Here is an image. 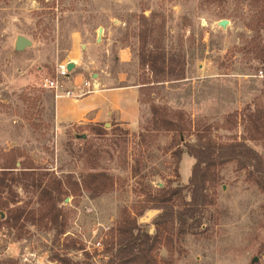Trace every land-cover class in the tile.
<instances>
[{
  "label": "rangeland",
  "instance_id": "1",
  "mask_svg": "<svg viewBox=\"0 0 264 264\" xmlns=\"http://www.w3.org/2000/svg\"><path fill=\"white\" fill-rule=\"evenodd\" d=\"M19 36L31 42L21 52ZM157 51L173 57L172 75L154 78L142 65V55ZM62 62L82 74L62 82L74 94L84 80L139 87L138 125L126 129L110 117L57 127L54 94L43 83ZM263 70L264 0H0V165L15 150L54 186L43 206L39 191L12 188L26 217L10 228L0 211V264H106L133 220L153 236L161 210L147 223L140 219L160 188L188 183L195 160L185 144L244 141L264 161L254 122L264 112ZM162 118L185 127L180 141L164 131ZM206 172L201 228L177 237L164 226L138 264H264V192L235 163ZM89 173L111 178L112 189L93 195L56 183L80 184Z\"/></svg>",
  "mask_w": 264,
  "mask_h": 264
},
{
  "label": "trees",
  "instance_id": "2",
  "mask_svg": "<svg viewBox=\"0 0 264 264\" xmlns=\"http://www.w3.org/2000/svg\"><path fill=\"white\" fill-rule=\"evenodd\" d=\"M173 61V57H166L164 52L159 51L148 55L144 54L141 58L142 65L150 67L154 78L158 75L162 78L168 74L172 75ZM157 111L153 108L152 113L154 112L156 115ZM159 122L161 127L165 128L164 131L175 133L180 141V137L185 131L182 124L175 123L167 118H162ZM254 122L256 123L255 130L259 134V138L255 139L264 142V112H262V117L256 118ZM184 152L195 160L188 183L176 188H160L154 197V205L147 208V210H161V213L153 220L157 229L156 233L151 236L140 230L136 220L127 222V229L124 234H121L123 239L108 258L106 264H138L145 261L147 255L157 243L162 233L160 231L168 224L172 226L177 237L193 234L200 229L205 208L208 205V199L205 195L206 171L208 169L223 166L227 163H235L237 170L245 171L248 179L264 192V161L261 155L244 141L221 146L204 144L198 147L185 144ZM184 152L179 150L178 156L180 157ZM9 153L11 159L0 165V211L4 212L6 210L7 217L4 221L10 228H15L20 220H25L26 213L21 206H17L19 201L16 200L17 195L12 191V188L20 187L23 191L31 187L35 191H39L38 203L43 206V197H51L54 186L45 181L49 174H44L46 172L38 174L40 168H37L33 163H25V160L19 162L20 155L17 151L11 150ZM17 163H19V167L16 166ZM56 183L60 188H66L68 192L71 190H85L93 195L107 193L113 185L111 178L99 173L86 174L81 179L80 184L77 182L72 185L63 184L62 181H56ZM3 194H8L9 198L3 200L1 198ZM185 195H188V201L184 199ZM174 200H177V204H173ZM174 206H179V208L175 209ZM51 207L52 211L50 213L55 209V206ZM56 218L57 215L53 213L49 217L50 223H55Z\"/></svg>",
  "mask_w": 264,
  "mask_h": 264
},
{
  "label": "crops",
  "instance_id": "3",
  "mask_svg": "<svg viewBox=\"0 0 264 264\" xmlns=\"http://www.w3.org/2000/svg\"><path fill=\"white\" fill-rule=\"evenodd\" d=\"M120 62L128 61L126 50L118 52ZM74 63V62H73ZM81 81L82 74L77 72L76 64L72 71ZM96 90L77 99L60 96L54 100L53 119L55 125H99L110 117L126 129L133 130L140 118V92L139 87L130 86L122 88L102 87L100 81H95ZM83 90L79 87L75 94Z\"/></svg>",
  "mask_w": 264,
  "mask_h": 264
},
{
  "label": "built area",
  "instance_id": "4",
  "mask_svg": "<svg viewBox=\"0 0 264 264\" xmlns=\"http://www.w3.org/2000/svg\"><path fill=\"white\" fill-rule=\"evenodd\" d=\"M69 63V62H68ZM67 62L58 63L56 65L55 70V77L45 79L43 83V88L47 89L54 94V98L57 99L60 96H64L66 98H74L77 99L79 97H82L86 94H90L96 90V87L94 84L89 80H84L80 86V88L83 90L81 93L74 94L72 91L64 90L63 88V80L69 79L72 72H68L66 69V66L68 64ZM259 77H264V70L259 71Z\"/></svg>",
  "mask_w": 264,
  "mask_h": 264
},
{
  "label": "water",
  "instance_id": "5",
  "mask_svg": "<svg viewBox=\"0 0 264 264\" xmlns=\"http://www.w3.org/2000/svg\"><path fill=\"white\" fill-rule=\"evenodd\" d=\"M227 25H228V22L225 20L219 22V26L222 28H226ZM102 33H103V28H99L96 42H100V40L102 38ZM30 46H31V42L28 39H26L22 36L17 37L16 44H15L16 51L21 52V51L25 50L26 48H29ZM74 68H75V63H73V62H69L66 66V69L68 72H72ZM16 166L19 167V163H17ZM158 213L159 212L157 210L148 211L145 214V216L140 219V222L147 223L152 218H154ZM256 261H257V259L254 258L253 262H256Z\"/></svg>",
  "mask_w": 264,
  "mask_h": 264
}]
</instances>
